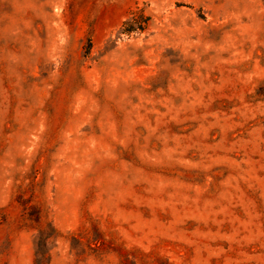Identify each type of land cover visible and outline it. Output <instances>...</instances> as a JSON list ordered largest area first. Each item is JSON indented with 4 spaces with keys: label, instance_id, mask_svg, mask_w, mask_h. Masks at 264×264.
Segmentation results:
<instances>
[{
    "label": "rangeland",
    "instance_id": "374dc122",
    "mask_svg": "<svg viewBox=\"0 0 264 264\" xmlns=\"http://www.w3.org/2000/svg\"><path fill=\"white\" fill-rule=\"evenodd\" d=\"M264 264V0H0V264Z\"/></svg>",
    "mask_w": 264,
    "mask_h": 264
},
{
    "label": "trees",
    "instance_id": "16d2710c",
    "mask_svg": "<svg viewBox=\"0 0 264 264\" xmlns=\"http://www.w3.org/2000/svg\"><path fill=\"white\" fill-rule=\"evenodd\" d=\"M48 261V257L46 256L45 250H41L38 252L35 251V258H34V264H46Z\"/></svg>",
    "mask_w": 264,
    "mask_h": 264
}]
</instances>
